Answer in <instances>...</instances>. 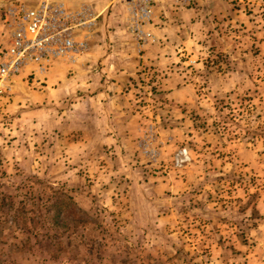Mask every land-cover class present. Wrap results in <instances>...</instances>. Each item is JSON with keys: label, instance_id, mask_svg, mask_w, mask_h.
<instances>
[{"label": "rangeland", "instance_id": "rangeland-1", "mask_svg": "<svg viewBox=\"0 0 264 264\" xmlns=\"http://www.w3.org/2000/svg\"><path fill=\"white\" fill-rule=\"evenodd\" d=\"M179 2L0 92V264H264V0Z\"/></svg>", "mask_w": 264, "mask_h": 264}, {"label": "built area", "instance_id": "built-area-1", "mask_svg": "<svg viewBox=\"0 0 264 264\" xmlns=\"http://www.w3.org/2000/svg\"><path fill=\"white\" fill-rule=\"evenodd\" d=\"M119 3L123 20L141 50L154 36V0H14L3 9L1 25L7 43L0 56V92L11 77L28 71L43 78L54 62H76L97 38L104 14ZM138 50V51H139Z\"/></svg>", "mask_w": 264, "mask_h": 264}, {"label": "crops", "instance_id": "crops-1", "mask_svg": "<svg viewBox=\"0 0 264 264\" xmlns=\"http://www.w3.org/2000/svg\"><path fill=\"white\" fill-rule=\"evenodd\" d=\"M107 0H97L98 2V7L103 6ZM154 8L156 11V15L158 16V21L163 24V27H160L158 29L157 35H159L162 38H165L164 36H168L167 32L169 29H173L176 27L184 26V24L180 23L179 16L182 15L183 12L187 13V15L193 17L194 14L196 13V9L192 7H185L183 6L179 0H154ZM114 12L111 11L109 14H104L103 17H110L113 16ZM188 16V17H189ZM102 17V18H103ZM195 20V22H194ZM188 22L192 25H196L198 22L197 19H191L190 17L188 18ZM98 31V28H97ZM98 35V33H97ZM100 36V34H99ZM112 52L109 54V56H112ZM112 68V66H111ZM120 77V76H119Z\"/></svg>", "mask_w": 264, "mask_h": 264}]
</instances>
